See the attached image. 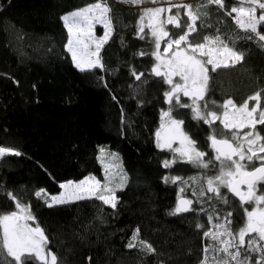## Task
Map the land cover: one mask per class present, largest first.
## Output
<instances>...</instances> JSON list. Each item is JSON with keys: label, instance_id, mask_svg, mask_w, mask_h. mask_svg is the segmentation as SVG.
Wrapping results in <instances>:
<instances>
[{"label": "trees", "instance_id": "trees-1", "mask_svg": "<svg viewBox=\"0 0 264 264\" xmlns=\"http://www.w3.org/2000/svg\"><path fill=\"white\" fill-rule=\"evenodd\" d=\"M94 2L0 0V147L21 153L0 159V215L16 210L8 193L30 205L35 217L31 223L44 230L45 250L55 254L59 264H201L205 246L213 243L204 237V231L212 229L214 223H223L232 213L231 227L238 232L246 221L245 208L250 210L253 204L242 205L222 188L225 204L205 187H198L182 193L191 198L194 211L170 215L178 186L171 179L166 182L165 177H214L220 165L214 161L208 137L213 128L220 138L229 137V133L219 121L210 127L193 120L190 109L175 108L172 115L184 121L183 129L213 166L203 169L178 162L164 167L173 152L158 148L155 134L162 110L169 107L163 96L169 86L151 72L155 40L146 29L139 33L140 6L107 0L114 31L100 51L103 67L81 72L66 48L69 35L61 17ZM183 2L195 9L207 0ZM225 5L202 8L207 15L197 21V33L190 37L191 43L197 44L206 35L219 34L226 42L232 41L229 47L244 54L236 65L215 72L207 65L205 98L209 110L218 114L223 109L211 102L223 105L232 99L239 106L264 89V42L241 30L226 15L238 5L234 0H225ZM176 12L173 8L171 14ZM179 12L181 28L165 25L172 38L182 35L189 22L185 10ZM260 31L264 34V26ZM133 72L144 75L137 80ZM257 131L264 135V126L258 125ZM100 145L117 152L127 176L126 185L116 191L115 208L95 197L48 207L35 196L40 188L57 194L59 184L67 180L86 175L101 178ZM258 163L248 164V169ZM202 189L203 196L199 195ZM198 224L204 227L198 229ZM137 228L139 240L151 244L154 253L142 251L138 242L135 248L127 247ZM1 233L0 264H17L3 248ZM248 255L255 264V254ZM24 264L43 262L31 256Z\"/></svg>", "mask_w": 264, "mask_h": 264}, {"label": "snow or ice", "instance_id": "snow-or-ice-1", "mask_svg": "<svg viewBox=\"0 0 264 264\" xmlns=\"http://www.w3.org/2000/svg\"><path fill=\"white\" fill-rule=\"evenodd\" d=\"M122 2L139 5L145 0H122ZM150 2L170 5L168 8H145L140 17L139 27V33H143L145 29L143 21L147 18L146 27L151 30V36L155 40V50L151 55L155 57L156 63L151 72L169 86V90L163 93L165 103L169 107L167 111L161 112L162 122L156 132L157 147L170 149L178 153L179 158L174 157L171 161H165L164 167H172L178 162L190 163L203 169L213 166V161L206 159L207 154L199 150L197 142L183 131L184 121L173 118L175 108L190 109L193 120L203 121L210 127L219 121L225 132L231 133V137L225 135L223 138H218L214 128L208 137L209 147L215 153L214 161L219 162L220 167L215 177L207 178L206 191L214 193L216 199H223L227 204V199L221 196V189L227 188L239 198L242 205H255L251 210L245 208L246 223L238 232H233L231 227L232 213L227 214L223 223H214L212 229L204 231V237L210 238L213 243L205 246L201 264H209L210 260L214 264H251L249 253H259L255 264H264V243H262L264 242V194H258L259 188L264 186V135L257 131L258 125L264 126V110L261 109V94L264 93V89L257 91L239 106L232 99L225 100L223 105H216L215 101L211 102L213 106L223 109L220 114L216 110H209V102L205 98L209 82L207 65H211V70L215 72L220 67L236 65L244 59V54L229 47L228 44L232 41L226 42L219 34L206 35L203 42L197 44L191 43L190 37L197 33V21L207 15L201 9L209 5L225 8V0H207L206 3L197 4L195 9L190 4L176 3L174 0H150ZM234 3L239 6L232 7L226 15L232 17L241 30L255 34L258 42H264V34L260 31L261 26H264V0H234ZM173 8L177 9L176 15L169 14L166 21L160 18L161 13H171ZM181 8L185 10L189 22L183 34L174 39L169 31L165 30V25L182 27L179 12ZM258 10H260L259 15H257ZM110 13L107 0H96L61 17L69 34L66 48L71 53L75 67L81 72L103 67L100 51L114 31ZM96 25H101L104 29V35L99 39L94 34ZM141 39H144V36H141ZM162 41L166 44L163 55L160 51ZM225 53L227 62H218ZM145 54L140 53V55ZM133 75H136L135 72ZM143 75V73L136 75V79L140 80ZM174 77H178L179 80H174ZM182 97H187L190 103H182ZM253 100L256 104L250 108L249 101ZM173 140L179 141V148H173ZM103 152L104 149H101V153ZM8 154L21 155L14 148L0 147V159ZM111 155L116 158L115 153ZM98 159L103 161V157ZM256 160L260 161V166L248 170V164ZM110 172L111 168L105 165L103 184L95 176L89 175L79 181L67 180L60 183L59 187L62 191L58 195H50L46 189L40 188L35 192V196L43 199L48 207L95 197L103 204L115 208L118 202L115 193L126 185L127 176L121 169L119 183H115V178ZM169 179L176 183L182 178L165 177L166 182ZM190 179L196 180L195 177ZM183 191L182 188L181 192ZM204 194L205 190L202 189L199 195ZM8 195L15 202L16 210L0 215L3 248L15 258L17 264H24L25 258L32 255L42 260L43 264H59L58 257L45 250L47 237L44 230L39 224L32 226L29 223L35 221L31 206L23 204L13 193ZM192 205V200L181 198L169 214L178 215L194 211ZM213 219L210 215L209 221ZM203 227L202 224L197 225L198 229ZM246 237L250 238L246 240ZM137 242L142 251L149 254L155 252L151 244L139 240V228L133 232L127 247L135 248Z\"/></svg>", "mask_w": 264, "mask_h": 264}, {"label": "rangeland", "instance_id": "rangeland-1", "mask_svg": "<svg viewBox=\"0 0 264 264\" xmlns=\"http://www.w3.org/2000/svg\"><path fill=\"white\" fill-rule=\"evenodd\" d=\"M184 0H174V2H176V3H184L183 2ZM139 6H140V8H141V14H140V16H139V18H138V27H140V17H141V15H142V13H143V10L145 9V8H150V7H163V8H168L170 5L168 4V3H151L150 2V0H145V2L144 3H142V4H139ZM239 5H237L236 7H238ZM85 7V6H84ZM75 11V10H74ZM68 13H70V12H68ZM68 13H66V14H68ZM259 13H260V10H258V12H257V15H259ZM66 14H64V15H66ZM169 14H171V13H168V12H164V13H161V15H160V18L162 19V20H167V17H168V15ZM63 15V16H64ZM171 15H173V14H171ZM233 15H235V14H233ZM143 23H144V25H145V29L151 34V30L148 28V27H146V25L148 24V19L147 18H145V20L143 21ZM144 29V30H145ZM94 34H95V37L97 38V39H99V38H101V37H103V35H104V29H103V27L101 26V25H96L95 26V30H94ZM69 35V34H68ZM177 38H179V37H177ZM68 39H69V37H68ZM175 39V38H174ZM67 43H68V41H67ZM166 46V44H165V42L164 41H162L161 42V48H160V51H161V54L163 55V48ZM93 47V49H94V45L92 46ZM154 50H155V48H154ZM227 56V54L225 53V54H223L222 55V57H221V60L220 61H218V62H221V63H223V62H227V60L225 59V57ZM155 63H156V59H155ZM154 63V64H155ZM174 80H179V78L178 77H174ZM185 98V99H184ZM182 100H186L188 103H190V101H189V99L187 98V97H182ZM255 104H256V102L253 100V101H249V107L251 108V107H253V106H255ZM168 109H165V110H163V111H167ZM173 118L174 119H177V120H179L178 118H176V117H174L173 116ZM161 122H162V119L160 120V123H159V126H158V128H157V130L160 128V125H161ZM182 129H183V126H182ZM183 131L187 134V132L183 129ZM157 132V131H156ZM241 134H242V132H241ZM188 135V134H187ZM189 136V135H188ZM155 137H156V134H155ZM229 137H231V133L229 132ZM156 142H157V138H156ZM172 144H173V148H179L180 147V143H179V141L178 140H173L172 141ZM101 149H104V152L103 153H101ZM98 150H99V157H103V161L102 160H100V162H101V164H102V168H103V175H102V177L101 178H97L96 177V179L97 180H99L102 184L105 182V165H107L109 168H111V172H110V175H112V176H114V178H115V183H119V180H120V170L122 169V165H121V163H120V160H119V157L116 155V158L114 159L113 157H112V155L111 154H113V153H115V154H117V152L115 151V150H112V149H110L109 148V146L108 145H100L99 146V148H98ZM173 152V151H172ZM174 157L175 158H179V154L178 153H174L173 152V156H172V158H170V160L169 161H171V160H173L174 159ZM257 162H259V160H256ZM113 165H115V167H113ZM249 170V169H248ZM122 172H123V169H122ZM124 173V172H123ZM217 175V174H216ZM215 175V176H216ZM86 176H89V175H86ZM86 176H84V177H86ZM92 176H94V175H92ZM214 176V177H215ZM83 177V178H84ZM173 177H179V176H173ZM192 177H195L196 178V180L195 181H193V180H191L190 178H192ZM83 178H81V179H83ZM180 178H182L181 179V181H178V182H176V184H177V186H178V196H181V195H183L182 193L183 192H190V191H194L195 189H197L198 187H200V188H202V187H205V188H207V185H206V180H207V178L208 177H196V176H188V177H180ZM81 179H79V180H81ZM79 180H74V181H79ZM171 181V180H170ZM183 181H187V183H183ZM65 182V181H64ZM172 182V181H171ZM63 183V182H62ZM184 189V191L183 192H181V189ZM227 189V188H226ZM262 189H264V186H261L260 188H259V192H258V194H264V192H263V190ZM62 191V189L60 190V192ZM59 192V193H60ZM59 193H57V194H53V195H58ZM115 195H116V193H115ZM117 197V196H116ZM188 197V199L189 200H191V198L189 197V196H187ZM255 205L253 204V206L252 207H254ZM252 209V208H251ZM250 209V210H251ZM32 226H35V225H33L32 223H31V221L29 222ZM245 223H246V221H245ZM245 225V224H244ZM244 227V226H243ZM254 235V234H253ZM250 237H246V240L247 239H249ZM1 241H2V233H1ZM262 243H264V242H262ZM255 254V262H256V260L258 259V257H259V253H254ZM211 255V254H210ZM32 257L33 258H36L35 257V255H32ZM37 259V258H36ZM38 260H40V259H38ZM40 261H42V260H40ZM49 261H50V258H49ZM43 262V261H42Z\"/></svg>", "mask_w": 264, "mask_h": 264}, {"label": "water", "instance_id": "water-1", "mask_svg": "<svg viewBox=\"0 0 264 264\" xmlns=\"http://www.w3.org/2000/svg\"><path fill=\"white\" fill-rule=\"evenodd\" d=\"M218 138H220V137H218ZM260 166V163H258L256 166H254L253 168H251V169H249V170H252V169H254L255 167H259ZM232 194V193H231ZM233 195V194H232ZM235 196V195H234ZM236 197V196H235ZM181 198H184V199H188V197H186V196H178L177 197V199H176V204L178 203V200L179 199H181ZM238 198V197H237Z\"/></svg>", "mask_w": 264, "mask_h": 264}, {"label": "crops", "instance_id": "crops-1", "mask_svg": "<svg viewBox=\"0 0 264 264\" xmlns=\"http://www.w3.org/2000/svg\"><path fill=\"white\" fill-rule=\"evenodd\" d=\"M71 54V53H70Z\"/></svg>", "mask_w": 264, "mask_h": 264}]
</instances>
